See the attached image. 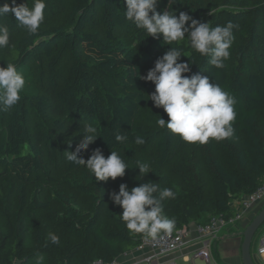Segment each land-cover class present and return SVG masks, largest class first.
Returning a JSON list of instances; mask_svg holds the SVG:
<instances>
[{"label": "trees", "instance_id": "obj_1", "mask_svg": "<svg viewBox=\"0 0 264 264\" xmlns=\"http://www.w3.org/2000/svg\"><path fill=\"white\" fill-rule=\"evenodd\" d=\"M66 1L58 25L40 27L35 35L25 29L0 49L28 78V94L22 90L19 104L0 112V264H35L40 256L43 264H111L137 248L148 237L128 232L120 222L122 208L109 197L121 183L171 187L176 198L162 206L176 222L173 232L219 214L232 216L230 204L264 184V0H166V10L177 15L187 12L212 27L235 25L222 69L192 50L187 38L182 44L188 57L180 60L193 63L185 75H207L236 99L234 136L206 145L187 144L161 129L158 115L168 119L162 108H155L153 125L140 122L155 86L138 74L146 75L167 51L162 37L130 26L124 0ZM27 3L31 7L33 0ZM162 7L157 3V12ZM0 24L11 30L17 21L7 16ZM64 60L68 78L61 87L58 67ZM88 124L101 136L81 157L87 160L95 148L105 157L117 151L131 168L123 178L97 182L83 165L66 159ZM117 133L129 141L116 144ZM137 133L145 144L132 142ZM184 145L181 164L170 170L173 151ZM137 160L153 170L143 180ZM50 232L60 236V245L50 243Z\"/></svg>", "mask_w": 264, "mask_h": 264}, {"label": "clouds", "instance_id": "obj_2", "mask_svg": "<svg viewBox=\"0 0 264 264\" xmlns=\"http://www.w3.org/2000/svg\"><path fill=\"white\" fill-rule=\"evenodd\" d=\"M126 11L124 19L140 34L159 40L169 46L167 51L157 58L154 66L146 75L138 78L151 82L155 90L148 95L157 109H163L168 119L159 116L157 125L167 129L172 135L179 137L187 144L206 145L210 139L217 142L234 136L233 122L236 119V99L219 84L210 82V77L202 73L185 75L190 72L189 61L183 62L181 57H188L182 46L187 38L188 45L200 57H207L208 63L217 69L225 66L230 57V49L234 42L235 25L229 21L226 25L212 27L208 22L192 18L187 12L168 11L166 8L157 12L159 0H124ZM45 0H33L29 7L27 0H5L0 4V18L10 16L19 25L33 35L38 33L45 20ZM9 28L0 24V49L9 47ZM26 84L25 77L13 63L0 65V112L19 104L21 92ZM140 99V98H139ZM139 101V100H138ZM82 140L74 151H68L66 159L73 166L83 165L95 181L107 182L123 178L128 164L123 156L111 149L105 157L101 148H95L85 160L81 153L89 148L101 134L92 124L84 128ZM116 144L129 141V136L117 133ZM106 141V140H105ZM109 143L108 141H106ZM132 142L143 145L146 140L137 133ZM135 169H139L140 180L153 170L149 163L135 161ZM111 201L122 208L120 222L129 233L143 234L155 239L162 234H171L176 226L174 219L164 214L163 201L176 198L171 187L161 188L159 183L144 182L129 188L121 183L118 191L109 193ZM48 239L52 245H60V236L50 232ZM43 257H37L35 264H43Z\"/></svg>", "mask_w": 264, "mask_h": 264}, {"label": "crops", "instance_id": "obj_3", "mask_svg": "<svg viewBox=\"0 0 264 264\" xmlns=\"http://www.w3.org/2000/svg\"><path fill=\"white\" fill-rule=\"evenodd\" d=\"M244 199V198H243ZM230 206L237 210L239 203L233 201ZM257 206L251 211H248L244 218L236 224L227 227L223 230L217 239L213 240L210 244V263L211 264H242L241 261V243L242 232L245 224L255 214ZM196 224L190 223L186 230L187 235L185 240L187 245L180 251L171 253L167 256H163L157 260L158 264H204L201 260L192 259V255L200 247V239L196 233ZM264 232V227L259 231L252 239L250 253L255 264H264V255L259 256L257 254V248L259 246V240ZM152 254L149 248L138 250L137 248L128 251L125 254L119 256L111 264H140L142 260ZM14 264H18L15 262Z\"/></svg>", "mask_w": 264, "mask_h": 264}, {"label": "built area", "instance_id": "obj_4", "mask_svg": "<svg viewBox=\"0 0 264 264\" xmlns=\"http://www.w3.org/2000/svg\"><path fill=\"white\" fill-rule=\"evenodd\" d=\"M239 203V208L234 210V213L230 217H225L222 214L210 217L204 225L196 226V233L200 239L201 247L193 253L192 259L201 260L204 264L210 263V244L213 240L217 239L219 234L240 220H242L245 214L253 207L264 203V184H262L254 193L245 197ZM187 230H179L172 232L171 234H162L155 239L147 238L143 239L137 246L138 250L149 248L152 254L146 257L140 262V264H158L157 260L163 256H167L171 253L180 251L187 241L185 236ZM257 254L259 256L264 255V232L262 233L259 246L257 248ZM93 264H102L95 262Z\"/></svg>", "mask_w": 264, "mask_h": 264}, {"label": "rangeland", "instance_id": "obj_5", "mask_svg": "<svg viewBox=\"0 0 264 264\" xmlns=\"http://www.w3.org/2000/svg\"><path fill=\"white\" fill-rule=\"evenodd\" d=\"M45 2L47 5V7L45 9V20L41 24V27L58 25L61 22L62 16L67 12V3L68 2L66 0H49V1L45 0ZM158 4L163 6L162 10H164L167 6L166 0H159ZM30 5L31 4H29V7H30ZM25 29L26 28L19 25L18 21H17V24H15V26L12 25V29L9 30V34H10L9 45L12 42H16V40H18L19 36L21 35V33ZM8 63H10V62L7 60V58H5L3 52H1V50H0V65L6 66ZM58 71L60 74L59 83H60L61 87H64V84L68 78V66H67L65 60L58 67ZM24 77H25V75H24ZM27 80H28V78L25 77L26 84H28ZM32 82L35 83V79L32 80ZM37 86H39V85L37 84ZM23 92L25 94H28L26 89H23ZM155 112H157V111H156L155 107L153 106V102L151 100H149V102H146L145 108L142 110V112L140 114V117H139L140 122H142L143 124L148 125V126L153 125L154 123L151 121V119H155L154 118ZM177 148L178 149L173 151L172 159H171L170 163L168 164V168L170 170H174L179 164H181V162L183 160V156H181V155H182V152L184 150H186V147L184 145V147L178 146ZM9 204H11V202H9Z\"/></svg>", "mask_w": 264, "mask_h": 264}, {"label": "water", "instance_id": "obj_6", "mask_svg": "<svg viewBox=\"0 0 264 264\" xmlns=\"http://www.w3.org/2000/svg\"><path fill=\"white\" fill-rule=\"evenodd\" d=\"M255 214L245 224L242 232L241 261L242 264H255L250 253L251 242L256 231L264 223V203L257 206ZM253 207L251 210H253ZM250 210V211H251Z\"/></svg>", "mask_w": 264, "mask_h": 264}]
</instances>
